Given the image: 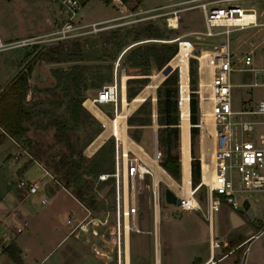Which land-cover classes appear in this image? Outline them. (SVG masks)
I'll return each instance as SVG.
<instances>
[{
	"label": "rangeland",
	"instance_id": "1",
	"mask_svg": "<svg viewBox=\"0 0 264 264\" xmlns=\"http://www.w3.org/2000/svg\"><path fill=\"white\" fill-rule=\"evenodd\" d=\"M219 1L223 2L220 4L231 3L243 7H253L260 13L257 26L238 29L233 36L234 46H237L238 49L254 47L255 64L259 65L261 58L264 57V42H260L264 38V0ZM197 3V0H127L124 4L118 2V5H116L112 0H87L81 10L82 18L85 20L108 19L105 24L107 25L106 28L61 41L44 40L45 37L42 36L32 39H38L39 41L31 44L15 46L13 42H8L0 46V84L6 79L8 80L0 92L8 85L10 79L19 69L22 72H27L22 102L24 107H29L30 116L22 122L24 129L21 135L12 137L18 143L19 148L13 143L11 146L8 140L7 145L9 147H7V150L8 152L11 151V154L16 152L9 161V164L12 163L14 167L18 166V171L15 173L17 175L11 180L13 186L14 182L22 176L28 180L40 178L38 192L31 195V200L30 197L28 198L39 216L45 213L56 201L59 202V207L54 210V217L60 228L69 225L65 222L69 216H67L68 213H84L77 201L67 195L65 191L51 188L50 175L54 179L57 174L53 164L60 158H71L77 161L80 152L86 157L84 164H87L96 149L104 142L103 151L107 152L110 140L107 142L106 140L111 139L112 146L113 140L118 141L117 135L121 126L116 118L123 107L129 108L131 104L125 115L123 131L132 142L134 141L136 145L141 146L149 155L137 145L142 152V156L153 159L155 148L160 151V159L164 156L157 141L156 143L154 141V132H156L157 127L154 115L156 87L152 91L149 90L153 88V80H150V75H157V84L163 79V75L153 62L150 63L149 74L146 75L147 82L138 91L149 100L151 108L150 124H128L127 117L135 111L141 102L131 103V99H128V101L127 99H118L115 112L114 106L110 104H97V107L94 106L106 113L109 118H112L106 117L105 122L103 121V127L102 123L89 111L90 101L88 99L91 100L95 96L101 85L112 80L114 69H116L117 78L123 74L128 75L126 67L129 61H124L126 52L121 54L118 52L125 48V44L132 41L135 33H138L140 38L144 37V29L148 25L157 28L162 38H142L134 43L172 41L177 44L178 51L180 42L188 41L190 48L185 66L187 68L186 95L189 96L191 92L189 80L192 77L189 71L190 60L188 58L195 59V89L206 91L201 90L199 87L198 60L194 56L198 55L202 49L208 48L213 39L205 38L200 34L203 28V17ZM61 13L58 4L52 0H0V22L6 25L7 32L8 28L10 29L11 40L27 36L34 37L52 30L61 21ZM170 16L176 17L175 27L169 25L168 19ZM39 31L41 32L38 33ZM134 43H131V45ZM175 56L169 59V63L172 67L178 69L179 66L174 60ZM28 67H30V70H27ZM202 67L205 69V73L201 77H203V80L208 81L207 66L203 64ZM34 68L42 69L46 73L47 80L43 82L34 78L31 74V70ZM250 80L251 73L249 72H235L232 76L233 82ZM147 83L150 84L149 88H144ZM133 85L137 86V83ZM259 91V88L253 89L254 98L259 95ZM180 93L177 95V104ZM78 97H83V99L76 106L74 101ZM152 97H155V99H152ZM70 98H72L71 101ZM238 100L239 96L235 93V103ZM68 103H73L74 106H68ZM148 106L146 104L145 110ZM116 113L118 114L116 115ZM209 118L211 128H213L212 118ZM55 120L57 122L62 120L66 127L61 129ZM211 128L208 126L207 130L211 131ZM101 130L102 134L91 141ZM104 136L106 137L102 143L92 151ZM201 137L204 138L205 135H201ZM198 141L199 129L193 142L194 155L199 159L201 155ZM205 143L207 146H205ZM212 143L213 137L211 141L207 139L204 142L202 158L207 162H209L212 153L210 152L213 146ZM121 144L122 142L118 141L117 147L119 150L122 149ZM179 149L178 139L177 147L173 151H176L179 155ZM127 153V158L120 159L118 157L117 180L119 193L123 197V200L120 197L119 209L121 210L123 205L125 208L129 207L131 216L124 219L121 212H118L116 208L115 210H113L114 207L111 209L112 196L107 194L109 184L101 187L98 192H92V197L97 202L105 198L109 210L106 213H102L100 210L91 212L96 217L97 244L108 250L110 256H112L110 264H113L116 247L119 252V249L121 251L124 245L125 228L128 229L130 264H193L194 257H206L208 254L207 221L204 217L206 186L202 184L201 178L199 177V182L195 186L188 187L187 192L193 191L192 195L199 199L202 210H179L175 204L165 201L163 196L165 182L161 180L154 183L148 174L140 179L136 166L140 165L141 159L129 149ZM106 157L105 165L116 163L113 151L106 153ZM157 162L159 164V160ZM44 169L50 175L45 174ZM19 171H22V174L18 173ZM155 186L158 190L156 205H154L152 195ZM172 190L176 192L174 189ZM41 196L46 198L47 202L44 204L39 202ZM254 197H257V201L253 200ZM24 201L27 202V200ZM249 201L255 210V225L263 227L264 191L255 193L249 198ZM23 204L26 203L23 202ZM175 210L180 212L177 217L172 214ZM124 220L125 228L122 227ZM218 225L219 215L214 213L213 226L216 234ZM27 233L28 231L23 229L19 236H25ZM40 237L41 235L37 237V241L41 240ZM126 241L125 262L127 263ZM30 242L33 243L32 238ZM55 242L56 240L51 239L42 243L46 246L42 248L43 251L41 252L49 251V254L39 264H60L59 261L63 260L64 257L61 254L65 244L53 247ZM251 246V250L247 251L245 256H241L239 264H264V230L251 242ZM254 247L258 248L260 254L257 260L252 259ZM33 251L36 252L35 255H40L37 250ZM239 254L240 251L219 264H225L226 261H230L234 257L239 259ZM33 255L31 252L30 257L24 259L22 263H17V260H14L9 264H37L35 255ZM94 261L95 264H102L99 259H94ZM0 264H8L6 252H0ZM63 264H68V262ZM77 264H85V257L77 261Z\"/></svg>",
	"mask_w": 264,
	"mask_h": 264
},
{
	"label": "built area",
	"instance_id": "2",
	"mask_svg": "<svg viewBox=\"0 0 264 264\" xmlns=\"http://www.w3.org/2000/svg\"><path fill=\"white\" fill-rule=\"evenodd\" d=\"M58 4L62 11L61 21L50 31L34 37L22 39L17 44H31L39 41L32 40L36 37L44 36V40L61 41L74 38L85 33H93L106 28L108 19L85 20L82 18L81 10L87 0H52ZM116 5L121 4L120 0H112ZM197 7L201 9L203 17V28L200 34L205 38H212L213 42L208 48L202 49L194 57L204 56V64L207 66L208 75L206 91L195 89L198 101V128H199V151L200 174L202 178V150L204 139L200 134V119L205 112L209 113L213 121L214 135L213 152L210 156L209 170L212 173L210 183H202L206 186L204 217L211 223L212 214L220 209L222 205L236 209L241 206L244 199H249L252 195L264 190V57L259 65L255 64L254 47L238 49L234 46V32L238 29L252 28L257 26L260 15L253 7H243L238 4H220L219 0H197ZM41 40V39H40ZM264 42V38L260 40ZM206 52V54H205ZM174 68V67H173ZM198 60L197 75L204 72ZM235 72L251 73L250 81L233 82L232 76ZM179 77L180 68L177 69ZM187 74V69H186ZM187 80V76H186ZM189 80V79H188ZM189 82V81H188ZM259 88V95L254 98L253 89ZM177 93L181 92L179 78L177 80ZM235 93L239 100L235 103ZM120 100V83L117 78L116 69L113 71L112 80L101 85L97 89L91 102L97 104H110L116 110L117 100ZM180 99V94H179ZM178 99V102H179ZM115 137V136H114ZM114 140V198L115 208L121 215L127 218L131 216V209H119V201L123 197L119 193L117 180V160L118 157H128L127 150H119L118 141ZM160 151L154 149L153 159H160ZM139 178L145 174L151 176L149 164L141 159L139 166H136ZM45 174L50 175L47 170ZM50 177L53 178L52 175ZM107 174H100L99 178L104 179ZM55 180V178H54ZM202 180V179H200ZM58 182V181H56ZM14 188L18 198H25L33 194L38 189L37 180L30 182L20 177L14 182ZM193 191L189 192L191 196ZM154 205L157 204V186L152 190ZM179 203L175 204L179 210H202L199 199L194 196L195 201L189 199V195L181 196ZM121 197V199H120ZM45 197L40 199L43 203ZM115 210V209H114ZM126 210V211H125ZM12 216L13 212H8L6 216ZM73 216L66 218V223L72 224ZM28 220L24 218L10 219L9 224L4 222L0 229V246L7 245L11 236L20 233L27 225ZM83 227L82 220H78L74 228ZM125 228V224L122 223ZM128 227V226H127ZM93 235H97L95 227L90 229ZM217 245V242H213ZM120 249L116 247L115 256L118 257ZM215 264L211 257L203 264Z\"/></svg>",
	"mask_w": 264,
	"mask_h": 264
},
{
	"label": "trees",
	"instance_id": "3",
	"mask_svg": "<svg viewBox=\"0 0 264 264\" xmlns=\"http://www.w3.org/2000/svg\"><path fill=\"white\" fill-rule=\"evenodd\" d=\"M120 1L122 4L127 2V0ZM144 31L145 34L142 38H162L160 36L159 30L155 27H151V25L146 26ZM142 38H140V35L138 33H135L132 41L125 44V48L120 51V54L126 52L124 61H129V64L126 67V73L130 75V77L126 78L125 81L127 101L128 99L132 100L141 89L142 85L147 82L146 75L149 74L148 71L150 63L153 62L157 69H161L163 65L167 63L177 51V44L172 41L161 43H157V41L149 43H134ZM131 43L134 44L131 45ZM188 60H190L189 71L190 75L192 76L189 80L191 83V92L189 93L187 101L188 122L190 124L188 128L190 146L189 151L191 156L190 182L191 186H195L199 182L200 166L199 159L194 155L193 152V142L195 136H197L198 134L199 128L197 124L199 116L197 94L196 92H194L195 59L188 58ZM27 70H30V67H28ZM26 80L27 72H22L19 69L10 79L8 85L0 92V127L10 137H17L21 135L24 129L22 126V122L30 116L29 107H24L22 102ZM177 80V69L173 68L172 71L168 75H166L156 86L155 122L157 124L156 141L164 154V156L159 159V165L173 179L178 181L180 178V156L176 151H173V149L177 147L178 137L180 136L181 138V127L179 124L181 111L179 112L180 102L177 104ZM134 83H137V86H134ZM71 99L72 98H70L69 100L71 101ZM82 99L83 97H78L77 99H75L74 102L76 106L79 105ZM142 101L137 106L135 111L127 117L126 120L128 124L151 123V108L149 100L144 98ZM68 104V106H74L73 103ZM146 104H148L149 106L145 110ZM57 123L60 125L61 129L66 127L62 120H58ZM112 136L114 137V135ZM109 140L110 143L108 145V151H103L105 142L102 143L93 153L91 159L87 164H84V160L86 159V157L82 155L81 152L79 153V158L77 161H74V159L71 158H60L53 164V168L57 173L54 178L60 184H62L79 202H81L92 212H98V210H100L102 213L109 212L105 198L104 200H100L97 202L95 198L92 197V192H98L100 188L106 184L110 185L107 194H111L112 196L111 209H113V207L115 209L114 176L112 175V173L114 172V164L112 165V163H109V165H105L107 161L106 153H108L109 151H113L114 157V140L113 146L111 139H107L106 142ZM117 140L121 143L118 138ZM100 174H107V177L101 179L99 178ZM151 178L153 180L152 171ZM3 251H5L14 260L18 259V257L14 254V250L10 246H5L3 248Z\"/></svg>",
	"mask_w": 264,
	"mask_h": 264
},
{
	"label": "crops",
	"instance_id": "4",
	"mask_svg": "<svg viewBox=\"0 0 264 264\" xmlns=\"http://www.w3.org/2000/svg\"><path fill=\"white\" fill-rule=\"evenodd\" d=\"M61 18H62V14H61ZM9 31H10V29L8 28V32H7L6 25L3 24L2 22H0V46H2L4 43H8V42H13L15 44V46H17V45H19V44H17L18 41H20L22 39L30 38V36H27V37H22V38L16 39V40H11ZM40 32L41 31H39L38 33H40ZM118 53H120V52H118ZM153 75H155V74H153ZM153 75H150V80L153 77ZM129 76L130 75L123 74V78H124V80H123L124 81L123 94H124L125 99L127 98L126 97V83H125V81H126V78ZM120 77L118 78L119 83H120ZM200 79H201V77H200ZM7 81L8 80L6 79L3 83L0 84V90L2 87L5 86ZM179 83H180V88H181L182 79H181L180 74H179ZM147 85H148V83L144 86V88ZM184 86H185V88L187 86L186 80L184 81ZM155 87H156V84L154 85V87L152 89H149V90L152 91ZM120 94H121V91H120ZM139 94L140 93H137L134 96V98ZM180 95H181V93H180ZM144 98H145L144 96H141L138 102H141ZM152 99H154V97H152ZM187 101H188V96H187ZM187 101H186V110H187V121H188ZM179 102H180V104H179V112H180V106H181L180 99H179ZM102 113L104 114V116L108 117L106 113H104V112H102ZM96 118L101 123L103 122V120L101 118H99V117H96ZM109 119H112V118H109ZM179 119H180V117H179ZM180 121L181 120H179V124H180ZM200 122H201V120H200ZM189 125L190 124L188 122V128H189ZM188 128H187V145H188L187 146V156L188 155L189 156H188V160L186 163V169H184L183 164H182L181 147L179 149V153H180L179 154V156H180V178H179V180H180V182H179V180L177 181V180L173 179L158 164V162H157L158 160L154 161L155 164L158 167H160L163 170V172H165L167 174V176L169 178V183L168 184L165 183V184L168 185L170 188L174 189L176 191L175 193L179 194L181 196L188 195L189 192H187L188 191L187 188L191 187V182H190V159H191V156H190V151H189L190 146H189ZM101 134H102V130L100 133H98L96 135V137H94V139L98 138ZM109 134H111V133H109ZM106 136H104L99 141V143L92 149V151H94L102 143V141L104 140V138ZM178 139H179V146H180V142H181L180 136ZM8 140H9V144L11 146H12V143L15 144L16 146L18 145V143H16L15 140L12 137H10L0 127V229L3 227L4 222L9 224L10 219H12L14 217L16 219H19V218L27 219L29 222L28 225L26 226V228H24V230L28 231V233L25 236H19V233H18V234L11 236L10 239L8 240L7 245L10 246L14 250V254L18 257L17 261L16 260L15 261L17 263H22L24 259H27V257H30L31 252H32V254L35 255L36 252L34 253L33 250H37V253H40V255H35V261L37 264L41 263L43 261V259L47 257V254H49V251L43 252V253L41 252V251H43L42 248H44V246H46V245H42V243L47 242V241L52 239L53 241L56 240L53 247H56V246L58 247L59 245L65 244V247H63L64 250L61 254L64 257L63 260L61 261L62 264L64 262H68V264H77V261L82 260L84 257H85V264H95L94 259H99L102 264H110V260H112V256H110L108 250H105V248H102L101 245L97 244L96 236L90 232V229L92 227H95L96 217L88 208H86L81 202H79L62 184H60L59 182H56L57 181L56 179L54 180L53 178L50 177L51 188L54 190L62 189L63 191H65L67 195H69L70 197H72L73 199H75L77 201V203L80 205V207H82V209L84 211V213H82V214H79V212L68 213L67 216L68 215L73 216L74 219L72 220V224H69L67 227L65 226L64 228H60L55 221L54 210L58 209V207H59L58 201H56V203H53V205L49 209H47V211L45 213H43L42 215L39 216V214H37V210L32 207V204L30 201L32 194H29L25 198H18L17 197V193L15 191V188L13 186V182L11 180L14 178V176L17 175L15 173L18 171L17 170L18 166L14 167L12 163L9 164L10 159L13 157L12 155L16 152H14L12 154L10 153L11 151L8 152V150H7V147H9L7 145ZM211 140L212 139H210V141ZM139 147L141 148V146H139ZM122 150L124 152L126 151L123 149V147H122ZM129 150H131L132 152H135L133 148H129ZM141 150L144 151L143 148H141ZM92 151L90 152V154L92 153ZM138 156L140 159H142L146 163V161L140 155H138ZM22 171L21 172L19 171L18 173L22 174ZM23 178H25V177H23ZM200 178H201V174H200ZM25 179H27V178H25ZM183 179L186 180L185 187L180 188ZM201 179L203 181V175H202ZM35 180H37V182L39 184L40 178L35 179ZM35 180H29V181L33 182ZM153 180H154V182L161 181L160 179L156 180V177L154 174H153ZM204 182L205 181H203V183ZM38 188H39V185H38ZM36 192H38V189ZM7 196H8V199H7ZM29 197H30V200H28ZM42 197H44V196H41L39 198V202H40V199ZM24 200H27V202H25ZM247 200H248V205L252 209V216L251 217L247 213L246 209H244L242 207V204L240 207H238L236 209H230V208L222 205L218 211L214 212V213H218V215H219V225H218L217 234L215 233L214 226H213L214 213L212 214L211 223L207 222L208 254L204 258L194 257L193 258V264H203L210 257L215 260V264H219L221 261L230 258V256H232L235 253L240 251L239 259H236L234 257V258H232V260L225 262V264H239L241 256L242 255L245 256L247 254V251L251 250V248H252L251 242L259 235V233H261L264 230V226L259 227V226L255 225V210H254L253 206L251 205L249 199H247ZM253 200L257 201V197H254ZM23 202L26 204L24 205ZM45 202H47V201H45ZM45 202H43V204ZM8 212H13V215L12 216H10V215L6 216V214ZM104 213H106V212H104ZM125 217H126V215H124V219H125ZM245 217H247V218H245ZM80 219L82 220L83 227L73 229L74 224ZM124 224H125V220H124ZM127 234H128V229L126 230V228H125V230H124V245L120 251V254L118 255L119 258H117V256L113 257V264H130ZM39 235H41V237H40L41 240L37 241V237H39ZM232 236H234V237H232ZM30 237L32 238L33 243L30 242V239H31ZM125 238L127 240V263L125 262V250H126L125 249ZM214 241L217 242V245H215V246L213 245ZM0 247H1L0 252L1 253L5 252V251H3L2 246H0ZM257 249L258 248H255V247L253 248V255H252L253 260H257L260 257V254H259ZM9 257L10 256L8 255V264L11 263V261H14L13 258H11V257L9 258ZM61 262L59 261L60 264H61Z\"/></svg>",
	"mask_w": 264,
	"mask_h": 264
},
{
	"label": "bare ground",
	"instance_id": "5",
	"mask_svg": "<svg viewBox=\"0 0 264 264\" xmlns=\"http://www.w3.org/2000/svg\"><path fill=\"white\" fill-rule=\"evenodd\" d=\"M168 21H169V25L171 27H175L176 26V17L175 16H170ZM189 48H190V43L188 41H181L180 44H179V48H178L177 54L175 53L176 56L174 55L175 56L174 60L177 62L178 66L180 67V75H181V79H182L181 95H180V101H181V109H180V111H181L180 112L181 113V117H180V120H181L180 121L181 142H180V147H181L182 164H183L184 169H186V163H187V160H188V156H187V128H188V121H187V110H186L187 98H186L184 81L186 80V69L187 68L185 66H186V57H187ZM205 54H206V52H205ZM203 55L198 57V60L200 62V66L201 67L204 64V56ZM122 76H121V79H120V91H121L120 99H125L124 94H123V89H124V81L123 80H124V78ZM200 77H201V75H200ZM151 79L153 80V82H152L153 84L152 85L154 87V84L156 83V80H157V75L156 74L153 75V77ZM149 85H147L145 88H149ZM207 85H208L207 84V80L205 81V80H203V77H201V79L199 80V87L201 88V90L202 89L206 90ZM141 96H143V95H141V93H140L134 99H132L131 103L138 102ZM88 100L90 101L89 106H88L89 107V111L94 116L101 118L105 122V120L107 119L106 116H104V114L99 109L96 108L97 106L94 107V104L91 102L90 99H88ZM130 105H129V108L123 107L121 112H120V114L116 118V120L119 122V124L121 126V129L118 131V135L117 136H118V138H120V140L122 142V147H123V149L124 148L125 149L133 148L134 151L136 152V154L140 155L146 161V163H148L150 165V168H151L153 174L155 175L156 180L160 179V180L164 181L166 184H168L169 183V178H168L167 174L165 172H163V170L155 164L154 159H150V158H148L147 156H144V155H143L144 156L143 157L142 156V152L139 150L138 146L135 143H133L132 140H130V138L123 131L125 115H126L127 111L130 109ZM209 117H210L209 113L205 112L203 114V116L201 117V119H200L201 122L199 123L200 124V134L202 136L205 135V137L203 138L204 142L207 139H212V135H213V128H211L210 121H209L210 118ZM103 124H102V126H103ZM208 126L211 128V131L207 130ZM212 127H213V122H212ZM205 146H207L206 143H205ZM210 151L213 152V146H212ZM210 156H212V153H211ZM202 175H203V181H205L204 183H210L211 177H212V173L209 170V164L207 163V161L205 159L204 160L202 159ZM203 181L201 180V182H203ZM185 183H186V180L183 179L180 188L181 187H185ZM188 197H189V199L192 202L195 201V198H194L193 195H191V196L189 195ZM205 264H207V263H205Z\"/></svg>",
	"mask_w": 264,
	"mask_h": 264
},
{
	"label": "water",
	"instance_id": "6",
	"mask_svg": "<svg viewBox=\"0 0 264 264\" xmlns=\"http://www.w3.org/2000/svg\"><path fill=\"white\" fill-rule=\"evenodd\" d=\"M173 67L172 65L169 63V61L167 63H165L163 65V67L160 69L161 74L163 75V78L168 75L171 71H172ZM31 74L34 78L38 79V81H46L47 80V76L46 73L40 69V68H34L31 70ZM158 84L156 83V86ZM155 99V97H154ZM155 115V112H154ZM154 141L156 143V132H154ZM163 196L166 202L168 203H172V204H178L179 203V198L177 197L176 193L169 187V186H165V188L163 189ZM242 207L244 209H246L247 213L249 214V216H252V209L250 208V206L248 205V200L244 199L242 201ZM174 216H179L180 212L175 210L172 213Z\"/></svg>",
	"mask_w": 264,
	"mask_h": 264
}]
</instances>
